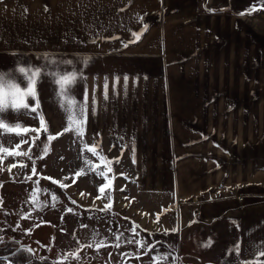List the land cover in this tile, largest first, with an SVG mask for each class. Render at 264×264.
Segmentation results:
<instances>
[{
  "label": "rangeland",
  "instance_id": "374dc122",
  "mask_svg": "<svg viewBox=\"0 0 264 264\" xmlns=\"http://www.w3.org/2000/svg\"><path fill=\"white\" fill-rule=\"evenodd\" d=\"M27 1L10 0L16 3L10 4V25L15 21L25 25V6L21 5H27ZM33 1L35 17H31V11L30 19H36L41 41L46 39L41 46L66 48L73 44L74 29L78 35L94 38L99 29L108 28L109 16L99 21L84 20L98 9L99 0ZM184 2L194 6L200 16L202 35L195 65L206 111L202 129H217V135L212 130L211 137L217 140L220 155L226 154V145L233 147L240 168L263 173L264 0ZM162 16V11L150 14L145 20L147 27L136 31L143 38L153 29L160 30ZM122 24L130 26L132 22ZM44 26L51 30L45 31ZM154 106L160 111L154 113L152 129H119L115 137L106 140L109 150L93 138L100 129H91L94 136L88 139L93 138L91 142L106 150L101 164L91 157L95 147L75 146L74 129H12L0 133V259L13 264H231L223 257L216 256L217 261H213L221 244L207 249L200 240L195 247L180 245L182 239L174 221L179 209L176 196L162 205L160 202L163 210L157 214L147 209L150 201L145 202V198L160 200L157 189L161 176L164 180L169 175L172 180L174 160L171 168L166 165L167 170L162 171L154 160L155 165L149 167L133 166L128 149L122 150V159L117 157L120 146H128L123 140L126 135L130 143L138 141L140 161L147 152L155 159L162 156L161 151L167 152L164 105L162 108L155 101ZM227 134L232 139H225ZM235 139L239 144L232 142ZM168 151L173 159V145ZM225 156L231 159L232 155L229 151ZM142 187L144 191L140 192ZM222 187L224 184H219L218 188ZM238 198L242 200L243 194ZM244 258L241 264H264V257L255 253Z\"/></svg>",
  "mask_w": 264,
  "mask_h": 264
},
{
  "label": "crops",
  "instance_id": "0c3cea01",
  "mask_svg": "<svg viewBox=\"0 0 264 264\" xmlns=\"http://www.w3.org/2000/svg\"><path fill=\"white\" fill-rule=\"evenodd\" d=\"M99 1L98 9H93L95 14L86 18L90 16L87 14L84 20L99 21L109 16L108 28L99 29L94 38L78 35L74 29L73 44L63 48L40 45L46 39L41 41V33L35 26L36 19H30L31 11V17H35L33 0L21 5L25 6V25L21 21L10 25V4L16 3L0 0V70L6 73L16 67L17 62L42 65L44 61L39 57L71 60L74 63L70 67L75 70L79 67L76 63L78 57L94 58L89 66L82 69L84 79L76 83L74 95L70 97L80 105L85 103L86 94L83 116L78 115L79 110L75 106L70 111L62 108L53 85L44 77L37 85L38 112L30 115L23 114V111L19 115L9 112L5 120H0V133H10L12 129H74L77 133L75 146L78 149L95 147V155L91 157L101 164L106 150L99 144L109 150L106 140L110 136L115 137L119 129H152L154 113L160 111L159 106L154 110V104L159 102L165 109L163 127L168 134L167 152L161 151L162 156L157 160L149 157L147 152L140 161L136 149L138 141L134 140L132 144L126 135L123 140L128 146H120L117 153V157L122 159L125 156L122 150L128 149L130 158L134 159L133 166L149 167L155 165L154 160L156 165L162 166V171L167 170L166 165L171 168L174 160L172 180H169V175L164 180L161 176L157 189L160 200L153 202V199L145 198V202L150 201L146 203L150 207L147 209L157 214L163 210L160 208L163 201L176 196L179 209L175 212L174 221L182 239L180 245L195 247L199 240L205 248L221 244V251L213 255L214 262L217 256L231 264L237 263V254L230 251L233 245L239 249V264L245 261L246 255L255 253L264 257L261 252L264 249V172L240 168L242 164L238 162L233 147L226 145V154L220 155L217 140L211 137V131H216L217 135V129H202L206 111L201 104L199 86L202 81L195 65L202 35L197 10L194 6H186L184 0ZM159 11L163 13L160 30L153 29L142 38L136 29L143 31L147 27L145 20L148 16L158 15ZM81 20L84 23L81 28H84L85 22ZM125 22H132V25L122 24ZM44 29L50 31L51 27L44 26ZM89 31L94 32L93 29ZM56 92H59L58 86ZM26 102L34 103L31 98ZM91 129H100L93 137L98 145L90 141L93 138L88 139L94 136L95 131ZM120 138L122 140L121 132ZM228 138L232 139V135L227 134L225 139ZM168 144L173 145V159L169 158ZM212 148L215 150L213 155ZM229 151L231 159L225 156ZM240 169L244 170L239 172ZM221 183L225 187L219 189ZM141 191H144L143 187ZM242 194L241 200L238 196ZM158 205L159 209H154ZM0 264L13 263L0 259Z\"/></svg>",
  "mask_w": 264,
  "mask_h": 264
},
{
  "label": "snow or ice",
  "instance_id": "6c2138e0",
  "mask_svg": "<svg viewBox=\"0 0 264 264\" xmlns=\"http://www.w3.org/2000/svg\"><path fill=\"white\" fill-rule=\"evenodd\" d=\"M38 59L43 60L44 63L33 66L31 62L26 64L17 62V66L9 69L6 73L0 70V120H5L9 112L16 115L21 114L22 111L26 115L37 113L39 109L37 85L42 82L44 77H47L53 85L58 104L62 108H66L67 111L75 106L79 110L78 115L83 116L86 107V94L85 103L80 105H77L75 99L70 97L74 95L73 89L76 83L84 79L82 69L89 66L94 58L78 57L76 63L79 67L75 70L70 67L74 63L71 60L65 61L63 58L51 57H39ZM126 80L127 77H125ZM57 86L58 93L56 92ZM28 98L32 99L33 105L26 102ZM69 120H72L71 116H69ZM41 123L43 124V121ZM100 191L103 192L104 189L101 188ZM230 251L237 254V264H239L238 247L233 246ZM261 252L264 253V249H261Z\"/></svg>",
  "mask_w": 264,
  "mask_h": 264
},
{
  "label": "trees",
  "instance_id": "16d2710c",
  "mask_svg": "<svg viewBox=\"0 0 264 264\" xmlns=\"http://www.w3.org/2000/svg\"><path fill=\"white\" fill-rule=\"evenodd\" d=\"M15 260V259H14Z\"/></svg>",
  "mask_w": 264,
  "mask_h": 264
}]
</instances>
